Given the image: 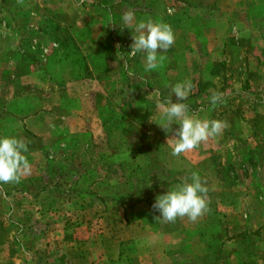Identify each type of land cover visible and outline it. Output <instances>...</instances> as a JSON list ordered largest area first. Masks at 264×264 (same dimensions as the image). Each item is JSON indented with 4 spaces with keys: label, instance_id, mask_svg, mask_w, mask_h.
<instances>
[{
    "label": "crops",
    "instance_id": "crops-1",
    "mask_svg": "<svg viewBox=\"0 0 264 264\" xmlns=\"http://www.w3.org/2000/svg\"><path fill=\"white\" fill-rule=\"evenodd\" d=\"M127 11L135 13L134 22L152 19L171 25L175 43L172 53H165L167 59L162 67L146 71L144 54L137 53L134 57L129 54L132 36L136 33L134 24L128 26L123 22ZM48 16L58 25L54 33L59 44L54 56L44 64L48 67L47 74L43 73L42 66L37 73L41 63L29 62L40 83L32 90L33 98L39 95L44 100L43 85L50 82L52 92L59 97L65 95L64 105H72L78 98L74 83L87 81L100 83L99 92H107L98 96H107L109 92L116 98L131 92L132 97H137L142 90L165 101L172 95L171 86L191 80L194 85L191 98L183 101L189 105L190 113L229 124L222 136L178 157L171 155L172 150L167 145L169 136H164L166 132L162 130L163 133L158 134L156 162L161 170L156 178L160 175L161 178L153 188L157 191L154 201L150 200V207L139 215L138 224L130 223L120 231L125 236L120 235L115 256H106L105 260L110 261L107 264H262L264 160H258L263 162L261 167L251 166L250 160L254 152L260 153L259 141L257 137L252 138V132L259 129L262 135L264 131V0H24L23 4L0 0V19L4 17L6 21V28H0V66L7 67V70L0 69V138L5 137L4 130L27 129L30 121L41 127L45 119L41 116L44 113L41 106L40 116L30 118L23 112L27 104L20 103L22 73L17 67L27 61L18 62L12 54L17 45L12 41L18 40V23L21 24L22 19L31 20L33 26L29 34L35 36L42 33V20ZM236 17L248 19L241 29L246 49L242 69L243 80H246L242 84L246 87L261 84L259 101L255 102L258 106L248 107L252 118L243 116L245 105L237 107L227 102L213 108L210 100L203 99H210L213 91L219 92L222 78L210 72L220 62L226 64L219 55L221 50L231 48L229 26ZM8 32L13 35L7 37ZM195 44H199L198 50L208 58L191 57ZM255 50H259V54ZM125 62L134 73L132 76L124 68ZM171 66L172 74L168 75ZM193 68L199 78L194 77ZM225 78L226 84L233 85L229 74ZM233 96L226 94L225 97ZM35 101L42 104V100ZM130 106L132 114L149 113L142 110V102H133ZM100 108V104L91 107L95 112ZM259 117L260 127L257 128ZM236 127L237 134L233 137L231 132ZM260 143L264 145L261 140ZM261 152L264 153V148ZM126 160L136 159L126 155ZM192 172L199 173L206 182L210 211L196 223L187 218L177 219L175 223L156 222L153 217L159 213L152 208L156 197L185 180L190 181ZM165 176L172 181L165 180ZM146 182L149 192L152 188L148 179ZM246 243L253 244L256 250L248 251Z\"/></svg>",
    "mask_w": 264,
    "mask_h": 264
},
{
    "label": "rangeland",
    "instance_id": "rangeland-1",
    "mask_svg": "<svg viewBox=\"0 0 264 264\" xmlns=\"http://www.w3.org/2000/svg\"><path fill=\"white\" fill-rule=\"evenodd\" d=\"M63 20L66 23L65 18ZM30 21L26 22L25 35L30 33L29 29L33 26ZM247 21L246 18L239 20L236 17L230 24L233 47L230 45L231 48L221 50L219 55L220 60H226V66L213 67L210 73L222 78L218 88L219 92L224 93L223 105L227 102H233L237 107L245 105L243 116L252 118L248 107L251 105L254 108L253 104L259 101L261 84H249L245 89L242 87L246 49L241 29ZM0 28H6L2 21ZM21 34L18 40L12 41L17 45L12 54L21 56L24 52L22 49L26 48L34 53L36 51V58L41 61L39 48L45 45L43 34H29L26 43L22 41L24 37ZM10 35L13 33L8 32L7 37ZM51 47L55 48L56 45ZM172 48L167 50L166 55L172 53ZM198 48L199 44H195L190 51L191 57L208 58ZM254 52L259 54V50ZM20 61H27L17 67L22 73L19 87L20 96L23 97L20 103L27 104L23 112L30 118L40 116L41 106L44 112L41 116L45 119L41 121V127L39 123L35 125L37 122L30 121L27 129L3 131L5 137L12 134V137L25 140L28 145L25 155L32 170L18 184L0 185V264H107L110 261L105 259L114 257L116 248H119L116 244L120 235L125 236L120 231L140 220L139 215L150 207V200L154 201L152 198L157 192L153 191L154 182L151 181L154 180L150 173L147 176L150 163L153 171L158 169L150 161L153 150L148 149L147 143L158 142V134L163 133L159 126L163 120L157 108V98L142 90L137 97L125 92L114 98L108 92L107 96H102L105 100L101 102L96 96L102 90V85L87 81L74 83V93L78 98L72 105H64L65 95L59 97L52 92L50 82L43 85L44 100L39 95L33 98L32 90L40 83L34 77L28 57ZM40 63L37 73L42 66L43 73L47 74L48 67L43 61ZM2 68L7 70L3 65L0 66ZM170 68L168 75L172 74V66ZM192 71L194 77H200L196 68ZM226 74L233 80V85L231 82L226 84ZM226 94L234 96L226 98ZM37 99L39 102L42 100V104L36 102ZM137 101L142 102V110H148V114H132L130 105ZM99 104L101 108L92 111L91 107ZM260 120L259 117L257 128L260 127ZM3 122L8 124L7 121ZM172 127L175 129L178 125ZM256 132L261 130L252 132V138ZM236 134L237 127L232 129L231 136L235 137ZM170 135L164 134L166 137ZM113 153L127 156L128 153L148 154L149 162L140 158L132 162L108 164V158ZM109 170L112 177L108 179ZM84 172H89L90 177L84 178ZM128 175L131 176L126 183L125 177ZM147 178L152 188L150 193L146 190ZM155 180L158 182L160 178ZM145 193L146 200L137 202ZM112 198L118 199L116 203ZM245 248L250 252L256 250L251 243H246Z\"/></svg>",
    "mask_w": 264,
    "mask_h": 264
},
{
    "label": "clouds",
    "instance_id": "clouds-1",
    "mask_svg": "<svg viewBox=\"0 0 264 264\" xmlns=\"http://www.w3.org/2000/svg\"><path fill=\"white\" fill-rule=\"evenodd\" d=\"M23 4L24 0H18ZM135 13L127 11L123 15L125 25L134 24L135 35L132 36L131 56L143 53L145 56V70L153 71L163 66L167 59L165 53L175 43V33L171 25L163 21L134 22ZM129 76L134 73L124 63ZM194 85L191 80L177 82L171 86L172 95L165 101L157 100L163 123L161 129L171 135L167 138V145L171 148V155L178 157L182 154L194 152L201 144L216 138L229 127L225 120L202 119L195 113H190L189 105L184 103L191 95ZM159 94L157 93V96ZM173 96L175 102H173ZM225 103L224 93L213 91L210 104L213 108ZM178 125L173 128V125ZM28 145L22 138H0V185L18 184L22 178L31 174L32 165L25 153ZM209 189L197 172H192L190 181L185 180L177 184L163 195L156 197L152 208L159 213L154 216L156 222L175 223L177 219H184L196 223L209 208Z\"/></svg>",
    "mask_w": 264,
    "mask_h": 264
},
{
    "label": "trees",
    "instance_id": "trees-1",
    "mask_svg": "<svg viewBox=\"0 0 264 264\" xmlns=\"http://www.w3.org/2000/svg\"><path fill=\"white\" fill-rule=\"evenodd\" d=\"M15 1H17V0H15ZM9 2H11L12 4H17V3H19L18 1L17 2H14V0H9ZM185 5H187V6H190L188 3H185ZM2 19H0V24H1V21H2V25H4V23H5V25H6V21H5V18L4 17H1ZM26 21H27V19L25 20V19H22L20 22H21V24L20 23H18V26L20 27V30L18 31V33H19V35L18 36H20V34L24 37V40H22L23 42H25L26 43V39H28V35L29 34H24V32H25V29H26ZM43 24H42V34L43 35H41L42 36V38L44 39V46L43 47H40L39 48V52H41V49L42 48H46L47 49V53L46 54H43L42 55V52L40 53V56H41V61H39V59H37L36 58V54H38V53H36V51H35V53L34 52H32V51H30L29 49H26V48H23L22 50H24V52L21 54V56H19V55H17L18 53H14V55L17 57V58H19L20 60L22 59V58H25V56H27L28 57V59L31 61V60H34V61H37V62H47V60L49 59V58H51L52 56H54V54L56 53V51H57V48H58V44H59V41H58V39L55 37V31L54 30H56V28H57V24H56V22H53L52 21V18L51 17H49V18H46L45 17V19H44V21L42 22ZM28 30V29H27ZM20 38V37H19ZM40 38V37H39ZM20 41H21V39H20ZM22 42V43H23ZM233 42L231 41L230 42V45L233 47V44H232ZM52 44H55L56 45V47L55 48H52L51 47V45ZM25 45V44H24ZM39 46H42V45H39ZM28 47V46H27ZM39 56V57H40ZM219 65H221V66H226V64L224 63H222V62H220V64ZM218 65V66H219ZM220 66V67H221ZM213 74V73H212ZM215 74V73H214ZM213 74V75H214ZM246 79H244L243 80V82L245 81ZM224 82V81H223ZM242 87H244V89L246 88V85H244L243 84V86ZM96 98L98 99V101H104L105 99H103V97L102 96H96ZM189 98H191V96L189 97ZM100 99V100H99ZM193 100H191L190 99V103L192 102ZM258 104L259 103H254L253 104V107H256V106H258ZM112 109H110V111H111ZM115 118V117H114ZM115 119H117V118H115ZM264 124V121H263V123H262V125ZM263 128V127H262ZM254 137H257V140L259 141V144L257 145L258 146V148L260 149V153L259 154H261V155H259L258 153H256V152H254L255 154H254V156H253V158L250 160V164H251V166H253V167H261V166H263V162L261 163L260 161H258V160H264V153L262 154V150H263V148H264V145L263 144H261L260 143V140L262 141V142H264V131H263V134L262 135H260V133H258V132H256L255 134H254ZM261 138V139H260ZM147 147H148V149H152L153 150V155L152 156H150V161H153L154 162V164H155V166L156 167H158V169L157 170H155V171H153L154 169L152 168V165H151V163H150V171L149 170H147V176L149 177V173H150V176H151V178L154 180V181H151V182H154V186H156L157 185V183H159L160 182V180L158 181V182H156V180H155V178L156 177H158V176H156V173H158V171H160L161 169H160V166L157 164V162H156V151H157V148H158V142H154V143H147ZM130 151V150H129ZM133 152V151H132ZM136 152V151H135ZM129 155H130V158H135L136 160H139L140 158H142V159H144V160H142V161H147V162H149V155L148 154H146V155H141V154H138V153H136V155H134L135 153H128ZM122 157H123V160H122ZM108 160H109V162L110 163H108V164H112V163H118V164H120L121 162H125V161H127L126 160V154H123L122 153V155H120V154H115V153H113V154H111L110 155V157L108 158ZM139 162V161H138ZM153 169V170H152ZM86 175L84 176V178L86 177H90V175L88 174L89 172H84ZM107 173H108V175H107V177H108V179L110 178V177H112V172H111V170H109V171H107ZM135 173V172H134ZM133 173H131V175H132ZM130 175V176H131ZM129 175L128 176H126L125 177V179H126V183H127V181L129 180V179H127L128 177H130ZM160 178H161V175H160ZM148 179V178H147ZM157 179V178H156ZM168 180V179H170V181L169 182H171L172 181V179L170 178V177H167V176H165V180ZM147 192H148V190H147ZM148 193H150V191L148 192ZM147 196H149V194H147ZM113 200H115V203H116V200H118V199H114V198H112ZM153 199V198H152ZM143 200L145 201L146 200V193H145V195L143 196H140L139 198H138V200H136L137 202H143ZM152 201V200H151Z\"/></svg>",
    "mask_w": 264,
    "mask_h": 264
},
{
    "label": "built area",
    "instance_id": "built-area-1",
    "mask_svg": "<svg viewBox=\"0 0 264 264\" xmlns=\"http://www.w3.org/2000/svg\"><path fill=\"white\" fill-rule=\"evenodd\" d=\"M51 46H55V44H52ZM42 55L47 53V49L46 48H42L41 49Z\"/></svg>",
    "mask_w": 264,
    "mask_h": 264
}]
</instances>
